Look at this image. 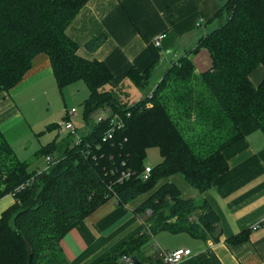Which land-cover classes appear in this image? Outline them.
Returning <instances> with one entry per match:
<instances>
[{"label": "trees", "instance_id": "obj_1", "mask_svg": "<svg viewBox=\"0 0 264 264\" xmlns=\"http://www.w3.org/2000/svg\"><path fill=\"white\" fill-rule=\"evenodd\" d=\"M88 1L0 0V94L18 86L35 57L46 53L61 91L86 81L84 118L90 127L80 134L81 144L70 134L73 145L47 144L43 151L52 161L39 173L28 170L0 129V198L12 194L16 200L0 217V264L55 259L62 252L60 240L113 197L127 205L146 196L135 209L145 229L96 264H118L133 255L146 261L145 244L159 231L219 242L217 211L166 179L181 174L197 190H209L229 170L225 151L242 140V122L254 119L264 131V78L257 85L250 78L264 65V0H223L213 17L218 25L190 51L208 49L211 68L198 73L190 53L183 55L149 95L133 103L125 86L114 84L111 67L82 57L66 32ZM106 40L105 34L95 35L85 48L93 52ZM154 69V64L145 71L133 68L127 78L146 88ZM107 109L108 117L100 114ZM155 146L162 160L144 180L147 150ZM126 172L131 175L123 179ZM249 232L228 243L246 242Z\"/></svg>", "mask_w": 264, "mask_h": 264}, {"label": "crops", "instance_id": "obj_2", "mask_svg": "<svg viewBox=\"0 0 264 264\" xmlns=\"http://www.w3.org/2000/svg\"><path fill=\"white\" fill-rule=\"evenodd\" d=\"M222 2L90 0L66 32L79 44L78 52L82 57L104 61L111 67L114 84H119L133 68L145 71L160 63H165L164 68L170 67L188 53L194 62L200 50L190 51L195 49L200 37L218 25V19L213 17ZM100 34H105L107 40L97 50L88 51L86 42ZM160 36L163 37L157 45ZM195 65L198 73L204 72L199 71L196 62ZM167 69L160 73L155 85ZM250 75L253 84H259L264 78V65H259ZM55 83L50 56L41 53L33 60L20 85L0 94V129L12 143L16 155V142L29 137L28 102L41 100ZM62 111L64 115L66 110ZM241 130L242 140L225 151L229 170L215 178L209 190L194 191L181 174L166 179L175 182L183 194L197 201H208L219 215L221 240L214 243L195 238L188 232L159 231L145 244L148 258L146 261L139 258L141 262L162 264V253L182 248L191 249L192 254L179 264H264V131L254 119L242 122ZM145 198L143 195L127 205H119L115 197L108 200L60 240L61 254L45 264L98 263L131 236L143 232L144 221L135 209ZM15 201L12 194L0 198V217ZM246 230L250 231L249 240L241 244L228 243L231 236Z\"/></svg>", "mask_w": 264, "mask_h": 264}, {"label": "rangeland", "instance_id": "obj_3", "mask_svg": "<svg viewBox=\"0 0 264 264\" xmlns=\"http://www.w3.org/2000/svg\"><path fill=\"white\" fill-rule=\"evenodd\" d=\"M199 50V52L196 53L194 62L197 63L199 71H206L210 69L213 64L211 55L208 49L201 48ZM164 66L165 63L157 65L153 71L150 84L146 88H140L127 77L123 78L121 83L125 86L127 97L130 98L132 103L149 95L160 73L169 67L167 66L164 68ZM23 80L24 78L22 81ZM57 86L58 84L55 83L53 88L48 91L47 95L41 100H36V102L33 103L28 102L27 105L28 123H30L28 124L29 137H26L21 143L17 141L16 150L17 156H19L20 159L29 162L28 170L30 172H43L44 169L48 167L43 149L50 142L57 141L64 144L70 140V144L73 145L74 141L68 138L67 133H60L58 127L53 125L61 124L64 121L65 117L62 110L71 108L78 110L72 117V120L77 126L79 133H88L90 130L84 118V102L89 97V88L86 81L79 79L77 82L65 86L62 91ZM100 114L106 115V112L100 111ZM25 129L28 130V127ZM32 129L36 133L32 132ZM147 152V158L145 160L146 165L154 167L155 164L161 162L162 155L158 147L149 148ZM192 189L198 191L196 188ZM185 196H189V194Z\"/></svg>", "mask_w": 264, "mask_h": 264}, {"label": "built area", "instance_id": "obj_4", "mask_svg": "<svg viewBox=\"0 0 264 264\" xmlns=\"http://www.w3.org/2000/svg\"><path fill=\"white\" fill-rule=\"evenodd\" d=\"M163 36H160L159 38H157L156 40V44L160 45V40ZM106 115H104V117H108L111 112L107 109L106 111ZM77 113V110L75 108H71V109H66V112L64 113V121L59 124V129L61 131V133L63 134H70L73 136V139L75 140V143L77 144H81V136L80 133L78 131L77 126L74 124L72 117ZM101 118H99L100 120ZM119 125H114L113 127L110 129V132L108 134V137L111 138L112 135V131L115 130L116 127H120L122 126V123L119 122ZM106 139V138H105ZM52 161L51 156L47 155V163L49 164V162ZM152 166H148L146 165L145 170L141 173V176L144 180H147L150 178L151 176V172H152ZM131 175V172H126L124 174L123 179H127V177H129ZM150 212V211H149ZM254 229H257V227H254ZM163 254V261L162 264H179L184 258L190 256L192 254L191 249H175L173 251H167L162 253ZM122 264H135L134 261L132 260V256H124L122 259Z\"/></svg>", "mask_w": 264, "mask_h": 264}, {"label": "water", "instance_id": "obj_5", "mask_svg": "<svg viewBox=\"0 0 264 264\" xmlns=\"http://www.w3.org/2000/svg\"><path fill=\"white\" fill-rule=\"evenodd\" d=\"M43 175H44V173H43ZM30 257H31V253H30ZM132 260L134 261L135 264H144L143 262L140 261V259L137 255H133Z\"/></svg>", "mask_w": 264, "mask_h": 264}, {"label": "bare ground", "instance_id": "obj_6", "mask_svg": "<svg viewBox=\"0 0 264 264\" xmlns=\"http://www.w3.org/2000/svg\"><path fill=\"white\" fill-rule=\"evenodd\" d=\"M166 252V251H165Z\"/></svg>", "mask_w": 264, "mask_h": 264}]
</instances>
